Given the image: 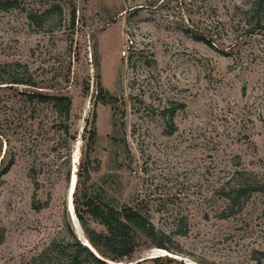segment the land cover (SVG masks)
Returning <instances> with one entry per match:
<instances>
[{"label":"rangeland","instance_id":"obj_1","mask_svg":"<svg viewBox=\"0 0 264 264\" xmlns=\"http://www.w3.org/2000/svg\"><path fill=\"white\" fill-rule=\"evenodd\" d=\"M1 1L0 77L35 86L0 84V171L13 162L0 264L70 242L69 223L86 242L68 212L86 127L97 136L84 193L187 229L170 243L178 261L264 264V29L249 13L260 0ZM37 93L70 97L69 119ZM241 178L259 191L230 208Z\"/></svg>","mask_w":264,"mask_h":264},{"label":"trees","instance_id":"obj_2","mask_svg":"<svg viewBox=\"0 0 264 264\" xmlns=\"http://www.w3.org/2000/svg\"><path fill=\"white\" fill-rule=\"evenodd\" d=\"M263 2L264 0H260L255 3L249 12L255 21L253 30L264 29L261 25L264 15ZM2 6L5 5L0 0V8ZM5 83L35 86L34 83L24 81L18 73L14 72L9 73L6 77H0V84ZM99 89L100 94H103V88L99 86ZM35 96L42 103L50 102L57 113L67 120L69 119L72 110V99L70 97L42 93H37ZM85 132L88 135L85 137V162L79 165L73 204L85 237L96 253L78 240L69 223L71 241L65 244L53 242L34 257L30 264H125L135 262V255L150 247L158 248L157 251L165 253V255L172 256L171 253L173 252L180 254L181 252L171 247L170 243L174 236L186 234L187 229L181 231L183 230L181 226L178 230L168 234L158 230L149 217L138 209L129 205L118 207L108 202L101 195L94 197L82 191L80 186L82 181L89 175L90 152L97 136L95 128L88 131L86 127ZM12 165L13 162L11 161L1 169L0 187L2 184L1 178L10 171ZM257 191H259L257 183L252 184L241 178L224 196L230 208L238 207L240 209L245 204V200ZM91 223L102 226L103 230L98 231L91 226ZM148 262L151 264H186L168 256L146 259L137 264Z\"/></svg>","mask_w":264,"mask_h":264},{"label":"water","instance_id":"obj_3","mask_svg":"<svg viewBox=\"0 0 264 264\" xmlns=\"http://www.w3.org/2000/svg\"><path fill=\"white\" fill-rule=\"evenodd\" d=\"M77 171H78V168H77V166H76V168H75L74 171H73V172H75L74 175H75L76 177H77ZM75 189H76V185H75V184L73 185V181H72V177H71L70 190H69L70 201H69V199H68V212H69V214H70L72 220H73V217H72V215H71V210H70V205H69V203L71 204V207H72L73 213H74V215H75V217H76V219H77V216H76V214H75L74 204H73V195H74ZM77 220H78V219H77ZM78 223H79V221H78ZM84 239H85V241H86L85 243L82 241L81 238H79V240L82 242L83 245L87 246V247L90 248L94 253H96V251L93 249V247L91 246V244L89 243V241L87 240V238L84 237ZM156 251H157V250H156ZM154 252H155V251H153L150 255H147V256H145V257H142V258L137 259L135 262H129V263H127V264H137V263L142 262V261H144V260H146V259H153V258L164 257V256H168V257H172V258L178 259L177 257H173V256H170V255H168V254H167V255H158V254H155Z\"/></svg>","mask_w":264,"mask_h":264}]
</instances>
